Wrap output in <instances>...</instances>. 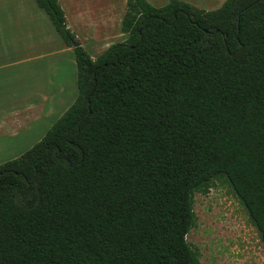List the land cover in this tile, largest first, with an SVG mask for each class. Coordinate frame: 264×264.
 Masks as SVG:
<instances>
[{
  "label": "trees",
  "instance_id": "trees-1",
  "mask_svg": "<svg viewBox=\"0 0 264 264\" xmlns=\"http://www.w3.org/2000/svg\"><path fill=\"white\" fill-rule=\"evenodd\" d=\"M34 2L78 94L0 165V264H201L194 195L219 178L264 246V0H126L125 40L94 60L57 0Z\"/></svg>",
  "mask_w": 264,
  "mask_h": 264
},
{
  "label": "crops",
  "instance_id": "crops-1",
  "mask_svg": "<svg viewBox=\"0 0 264 264\" xmlns=\"http://www.w3.org/2000/svg\"><path fill=\"white\" fill-rule=\"evenodd\" d=\"M183 1L212 11L225 0ZM57 2L67 28L85 49L79 38L97 37L111 31L118 5H125L126 0ZM53 31L48 17L34 0H0V138L11 143L21 131L43 123L53 106L61 102L62 90L53 82L52 57L72 50Z\"/></svg>",
  "mask_w": 264,
  "mask_h": 264
},
{
  "label": "rangeland",
  "instance_id": "rangeland-1",
  "mask_svg": "<svg viewBox=\"0 0 264 264\" xmlns=\"http://www.w3.org/2000/svg\"><path fill=\"white\" fill-rule=\"evenodd\" d=\"M159 1L158 4L151 0V3L148 2L154 7H163L169 2ZM118 9L111 22V31L100 33L97 37L79 38L93 60L110 45L123 42L126 38L120 31L125 5H118ZM52 63L53 82L62 90L60 104L53 106L52 113L43 123L21 131L12 143L0 138V165L30 150L74 103L78 91L73 52L62 56L53 55ZM193 211L195 225L186 235V242L199 254L201 264H264V246L258 233L223 178L214 180L206 193L194 195Z\"/></svg>",
  "mask_w": 264,
  "mask_h": 264
},
{
  "label": "water",
  "instance_id": "water-1",
  "mask_svg": "<svg viewBox=\"0 0 264 264\" xmlns=\"http://www.w3.org/2000/svg\"><path fill=\"white\" fill-rule=\"evenodd\" d=\"M78 46H80V43L79 42L73 43V47H78Z\"/></svg>",
  "mask_w": 264,
  "mask_h": 264
}]
</instances>
